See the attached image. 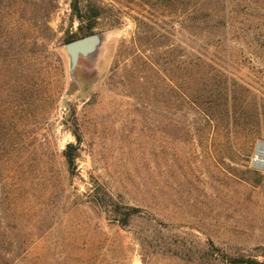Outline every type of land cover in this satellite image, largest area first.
<instances>
[{
  "label": "rangeland",
  "instance_id": "obj_1",
  "mask_svg": "<svg viewBox=\"0 0 264 264\" xmlns=\"http://www.w3.org/2000/svg\"><path fill=\"white\" fill-rule=\"evenodd\" d=\"M73 2L0 0V264L264 261V126L228 142L184 95L220 84L242 103L250 87L256 118L264 53L197 59L177 0H80L102 43L71 71L66 44L87 36Z\"/></svg>",
  "mask_w": 264,
  "mask_h": 264
},
{
  "label": "trees",
  "instance_id": "obj_2",
  "mask_svg": "<svg viewBox=\"0 0 264 264\" xmlns=\"http://www.w3.org/2000/svg\"><path fill=\"white\" fill-rule=\"evenodd\" d=\"M177 3L181 32L187 36L189 34L192 42L190 46L197 59L200 60L203 50L205 55L211 50L215 51L214 53L224 52L229 55L234 48L233 43H236V46L241 44V50L246 49L251 54L264 53V0H177ZM73 9L79 16L87 18V31L81 36L89 34L96 26L99 9L93 7L92 11L89 10L84 16L80 0H74ZM185 50L183 47V52ZM193 65L201 66L198 61ZM214 87L209 92L195 95L201 99V103L195 100L193 95L186 92L184 95L191 105L199 106L205 117V128L225 137L228 142L238 139L243 147H252L256 138H259L257 135L261 127L264 126V101L252 104L251 110L257 115L252 118L249 112L245 111L251 105L246 101L251 93L250 87H244V93L238 92L245 97L242 103L231 104L218 101L224 94L227 96L228 88L220 84ZM259 113L263 115L261 118H258ZM75 136L77 143H69L64 151L71 172L76 169V151L81 140L79 132H75ZM217 256L228 264H264V261L250 257H229L218 252ZM4 264H11V261Z\"/></svg>",
  "mask_w": 264,
  "mask_h": 264
},
{
  "label": "water",
  "instance_id": "obj_3",
  "mask_svg": "<svg viewBox=\"0 0 264 264\" xmlns=\"http://www.w3.org/2000/svg\"><path fill=\"white\" fill-rule=\"evenodd\" d=\"M101 43L102 35L99 33L87 35L67 43L66 50L71 58V71L75 69L81 55L89 56L95 54ZM262 148H264V140H259L255 148V155H259ZM252 166L264 170V164H261L258 159H253Z\"/></svg>",
  "mask_w": 264,
  "mask_h": 264
},
{
  "label": "bare ground",
  "instance_id": "obj_4",
  "mask_svg": "<svg viewBox=\"0 0 264 264\" xmlns=\"http://www.w3.org/2000/svg\"><path fill=\"white\" fill-rule=\"evenodd\" d=\"M259 155H254V159H258L261 164H264V148L260 149Z\"/></svg>",
  "mask_w": 264,
  "mask_h": 264
}]
</instances>
